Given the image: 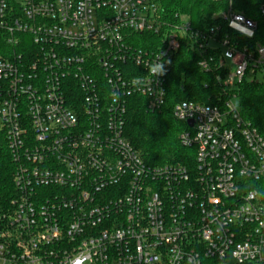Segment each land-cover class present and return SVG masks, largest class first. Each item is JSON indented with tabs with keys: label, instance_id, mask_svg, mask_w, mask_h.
I'll return each mask as SVG.
<instances>
[{
	"label": "built area",
	"instance_id": "built-area-1",
	"mask_svg": "<svg viewBox=\"0 0 264 264\" xmlns=\"http://www.w3.org/2000/svg\"><path fill=\"white\" fill-rule=\"evenodd\" d=\"M232 3L218 16L252 38ZM218 30L167 21L154 0H0V264H264V137L234 93L173 105L189 163L149 166L124 134L133 98L164 107L184 38L202 71L226 69L224 91L264 74V44Z\"/></svg>",
	"mask_w": 264,
	"mask_h": 264
},
{
	"label": "trees",
	"instance_id": "trees-1",
	"mask_svg": "<svg viewBox=\"0 0 264 264\" xmlns=\"http://www.w3.org/2000/svg\"><path fill=\"white\" fill-rule=\"evenodd\" d=\"M264 0H233L232 8L247 18L257 22L252 38H246L230 28L218 16L227 8V0H154L161 17L174 21L180 16L187 17L193 30L204 31L219 27L218 38L225 35L240 46L254 47L264 44V17L258 6ZM177 17V18H176ZM136 46L142 47L143 42L155 39L154 36H139ZM4 48L0 35V49ZM217 53L212 54L216 60ZM200 53L191 48L190 40L184 38L180 48L171 57L166 76V102L160 111L149 112L140 98L130 101L125 119L124 134L140 157L149 166L189 163L192 159L190 149L179 143L178 135L186 128L185 123L172 116V107L183 100L197 101L205 104H219L234 93L238 100V111L244 121L258 130L264 137V82L246 81L236 83L232 92L223 89L219 77L224 76L226 69L219 68L212 61V70L202 71L198 66Z\"/></svg>",
	"mask_w": 264,
	"mask_h": 264
},
{
	"label": "clouds",
	"instance_id": "clouds-1",
	"mask_svg": "<svg viewBox=\"0 0 264 264\" xmlns=\"http://www.w3.org/2000/svg\"><path fill=\"white\" fill-rule=\"evenodd\" d=\"M148 73L153 78L165 75V62L162 61L161 56L148 65ZM130 83L137 90H143V88L145 87L143 75H136L131 79Z\"/></svg>",
	"mask_w": 264,
	"mask_h": 264
},
{
	"label": "rangeland",
	"instance_id": "rangeland-1",
	"mask_svg": "<svg viewBox=\"0 0 264 264\" xmlns=\"http://www.w3.org/2000/svg\"><path fill=\"white\" fill-rule=\"evenodd\" d=\"M222 51H224V48H222ZM227 65H228V61H227ZM255 80H258L259 82H264V74H262V73H257L256 75H255V78H254ZM228 80V78L227 77H225V78H222L221 79V82L223 83V84H225V82ZM252 80V77H246V81H251ZM236 83H237V79H234V85H225V90L226 91H228V92H232V91H234L235 90V88H236ZM233 103H234V105L236 106V108L238 109V100H237V98L235 97L234 99H233ZM191 151V150H190Z\"/></svg>",
	"mask_w": 264,
	"mask_h": 264
},
{
	"label": "water",
	"instance_id": "water-1",
	"mask_svg": "<svg viewBox=\"0 0 264 264\" xmlns=\"http://www.w3.org/2000/svg\"><path fill=\"white\" fill-rule=\"evenodd\" d=\"M187 124H188L189 126H191V125H192V121L189 120V121L187 122Z\"/></svg>",
	"mask_w": 264,
	"mask_h": 264
}]
</instances>
